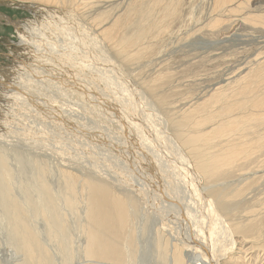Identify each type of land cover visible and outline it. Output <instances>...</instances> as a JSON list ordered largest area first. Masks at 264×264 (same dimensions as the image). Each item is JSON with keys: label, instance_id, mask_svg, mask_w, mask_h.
<instances>
[{"label": "rangeland", "instance_id": "374dc122", "mask_svg": "<svg viewBox=\"0 0 264 264\" xmlns=\"http://www.w3.org/2000/svg\"><path fill=\"white\" fill-rule=\"evenodd\" d=\"M0 11L15 22L26 23L33 19L24 10L0 6ZM212 11V0H183L181 11L170 30L183 24L184 32L177 33L171 41L161 45L160 54L156 57L160 63L162 60L168 63L172 71V75L163 79H152V70L159 61L154 63L155 68H147V59H143L141 65L130 70L109 51L95 49L85 42L83 46L75 47L76 55L73 50L62 52L66 60L72 57L74 60L69 62L71 66H55L63 67L62 71L74 69L70 74L60 75V81L51 83L49 80L48 84L47 79L40 77L39 80L36 70L42 72L41 68L45 71L53 70V67L40 57L43 65L39 64L41 61L31 54L30 49L17 47V31L5 20L1 21L0 79L6 80L5 85L17 86L16 78L23 72L36 84H32L30 91L18 87L17 92L24 95L25 102L13 104L9 111L0 108V122L8 125L5 130H0V155L6 157L12 170L15 197L23 203L27 198L30 204L35 205L28 209L31 225L53 256L54 264H83L90 260L85 252L86 236L83 232L85 205L81 202L75 210L66 206L63 170L78 176H102L114 181L120 190L137 188L146 194L147 202L144 204L147 203V208L138 209L133 221L136 236L133 261L112 264H172L171 257H163L158 247L159 239L164 238L163 234L172 240L173 235L179 233L184 238L186 223L179 220L181 208L192 204L189 209L198 210L195 205L200 206L196 199L200 194V182L189 174L188 159L172 134L168 121L170 113L160 108L156 97L164 96L169 108L187 111L208 99L218 87H222L225 94L232 95L236 82L264 60V25L258 22L261 20H254L257 26L237 21L246 16L264 14V0H248L233 16ZM195 26L201 28L197 34H193L199 28ZM88 48L89 53L86 52ZM16 57H20L19 61H23L28 69L19 70ZM256 59L252 67L249 62ZM143 85L154 88L155 94L151 95ZM3 95L0 89V101ZM210 105L213 111L220 103L212 102ZM42 182L47 183L56 195L66 218L67 242L51 237L47 219L38 210L44 204L38 202L37 193ZM160 195L165 196L164 199ZM206 206L200 226L212 240L216 252L231 253L236 245L232 248L234 244L224 220L210 204ZM2 210L0 208V264H23L25 255L13 239L9 218ZM190 254L189 249L184 251L185 256Z\"/></svg>", "mask_w": 264, "mask_h": 264}, {"label": "bare ground", "instance_id": "6f19581e", "mask_svg": "<svg viewBox=\"0 0 264 264\" xmlns=\"http://www.w3.org/2000/svg\"><path fill=\"white\" fill-rule=\"evenodd\" d=\"M4 2L11 4L5 5ZM247 2L248 0H212V12L233 16ZM0 6L31 14L33 19L22 23L0 13V23L5 20L17 31V47L30 49L34 57H40L53 67V70L45 71V68H41L42 72L36 70L39 80L40 77L47 79L45 81L48 84L50 81H60V75L70 74L74 69L62 71L63 67L60 66H71L69 62L74 60L73 57L66 60L61 55L62 52L73 50L76 55L78 51L75 47L83 46L85 42L95 49L109 51L127 69H136L143 59H147V68H155L154 63L159 61L156 58L160 54L159 47L171 41L184 28L181 24L170 30L176 15L181 11L183 0H0ZM256 18L264 25V14L246 16L237 21L257 26L254 21ZM212 20L215 22V19ZM200 30L199 27L193 34ZM89 50L86 49V52L89 53ZM18 58L20 57L15 58V62L20 69L16 67L26 70V64ZM256 61L257 59L249 63L253 67ZM56 64L60 65L59 68ZM32 71L35 72L34 68ZM22 73L16 78L17 86L9 83L5 85L6 80L0 79V89L4 93L0 101L2 111H9L17 102H25L24 95L17 92L19 86L30 91L32 84H36L34 80H29V76H24L27 73ZM152 73V79L172 75L169 64L163 60L161 63L159 61ZM36 74L33 75L36 77ZM143 87L151 95L155 94L154 88ZM164 99V96L156 97L160 108L170 113L168 121L172 134L188 159L189 174L200 182V194L196 198L200 206L193 204L198 209L196 212L189 209L192 204H188L185 209L181 208L179 220L183 219L186 223V231L181 229L184 238L179 233L174 234L171 240L162 234L164 238L160 237L158 247L163 257H171L172 264H264V60L236 82L232 95L225 94L222 87H218L208 99L186 109L187 111H182L183 108L179 111L174 107L169 108ZM212 102L220 103L213 111L210 110ZM7 127V123L0 122L1 131ZM155 171L159 175V170L155 168ZM63 175L66 206L75 210L79 203L85 205L86 223L83 232L86 236L85 252L90 260L83 264H106L101 261H108L110 264L131 263L136 251L133 221L136 211L147 204H144V201L147 202L146 194L140 188L120 190L114 181L102 176H78L68 170H63ZM12 179L13 173L8 161L0 155V208L8 216L10 222H7L13 239L25 255L23 264H54L53 256L31 225L28 209L35 205L30 204L27 198L26 203H23L15 197ZM40 185L38 202L44 204L38 210L47 219L51 237L67 242L68 224L58 199L47 183L42 182ZM26 193L28 195L24 191L25 195ZM206 204H210L224 220L234 244L232 248L236 245L231 253L216 252L212 240H209L200 226ZM187 249L191 254L185 256L184 251Z\"/></svg>", "mask_w": 264, "mask_h": 264}]
</instances>
